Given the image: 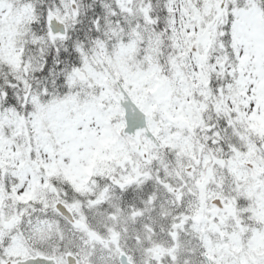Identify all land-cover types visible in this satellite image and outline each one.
Here are the masks:
<instances>
[{
    "label": "snow or ice",
    "instance_id": "snow-or-ice-1",
    "mask_svg": "<svg viewBox=\"0 0 264 264\" xmlns=\"http://www.w3.org/2000/svg\"><path fill=\"white\" fill-rule=\"evenodd\" d=\"M0 264H264V0H0Z\"/></svg>",
    "mask_w": 264,
    "mask_h": 264
}]
</instances>
